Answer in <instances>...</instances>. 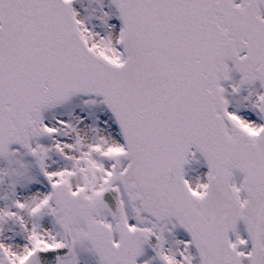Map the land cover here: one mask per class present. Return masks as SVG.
<instances>
[{
	"label": "snow or ice",
	"instance_id": "6c2138e0",
	"mask_svg": "<svg viewBox=\"0 0 264 264\" xmlns=\"http://www.w3.org/2000/svg\"><path fill=\"white\" fill-rule=\"evenodd\" d=\"M0 264H264V0H0Z\"/></svg>",
	"mask_w": 264,
	"mask_h": 264
}]
</instances>
